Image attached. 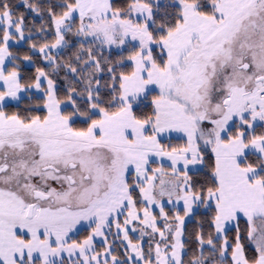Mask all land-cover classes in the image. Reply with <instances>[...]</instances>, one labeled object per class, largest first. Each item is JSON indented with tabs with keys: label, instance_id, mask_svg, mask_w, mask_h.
Instances as JSON below:
<instances>
[{
	"label": "snow or ice",
	"instance_id": "6c2138e0",
	"mask_svg": "<svg viewBox=\"0 0 264 264\" xmlns=\"http://www.w3.org/2000/svg\"><path fill=\"white\" fill-rule=\"evenodd\" d=\"M0 264H264V0H0Z\"/></svg>",
	"mask_w": 264,
	"mask_h": 264
}]
</instances>
